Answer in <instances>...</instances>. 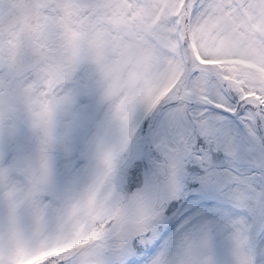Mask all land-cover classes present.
I'll list each match as a JSON object with an SVG mask.
<instances>
[{
	"label": "snow or ice",
	"instance_id": "6c2138e0",
	"mask_svg": "<svg viewBox=\"0 0 264 264\" xmlns=\"http://www.w3.org/2000/svg\"><path fill=\"white\" fill-rule=\"evenodd\" d=\"M0 264H264V0H0Z\"/></svg>",
	"mask_w": 264,
	"mask_h": 264
}]
</instances>
